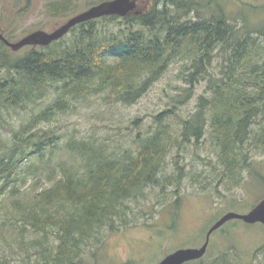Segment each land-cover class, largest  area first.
<instances>
[{
	"label": "trees",
	"instance_id": "1",
	"mask_svg": "<svg viewBox=\"0 0 264 264\" xmlns=\"http://www.w3.org/2000/svg\"><path fill=\"white\" fill-rule=\"evenodd\" d=\"M215 2L220 7L221 0H156L140 14L92 19L50 45L25 46L19 53L0 39V112L29 108L40 99L47 102L33 117L36 121L22 125L7 153L0 154V196L11 184L17 186L24 161L44 160L49 153L44 166L56 172L50 161L61 136L52 130H33V125L49 121L72 100L92 94L132 104L177 59L191 62L183 73L189 86L179 94L177 104L210 76V97L202 96L197 113L183 121V141L200 142L208 132L224 174L238 179L237 169L254 154H264V28H237L223 9L208 14ZM215 60L219 77L208 70ZM171 112L166 109L155 116L159 129L130 156L108 155L94 141L68 140L65 149L81 158L79 167L65 159L60 164L62 174L57 179L53 174L52 187L13 200V214L24 226L20 242L24 243L21 237L28 225L46 233L55 228L59 240L57 246L49 243L48 235L30 241L28 249L35 248L36 259L27 257V264H75L74 256L96 226L112 222V229H119L113 223L118 205L161 181L170 150L165 121ZM234 249L186 264H239L231 259ZM1 252L6 251L0 248V264H9L8 255L3 259Z\"/></svg>",
	"mask_w": 264,
	"mask_h": 264
},
{
	"label": "rangeland",
	"instance_id": "2",
	"mask_svg": "<svg viewBox=\"0 0 264 264\" xmlns=\"http://www.w3.org/2000/svg\"><path fill=\"white\" fill-rule=\"evenodd\" d=\"M104 1L107 0H0V31L13 42L36 30L51 32L71 17ZM154 1L140 0L138 6L145 9ZM221 2L220 7L215 2L207 13L223 9L237 28L246 25L254 29L264 28V0ZM216 58H220L219 54ZM217 64L215 60L208 70L210 75L219 77ZM190 65V61H173L132 104L105 98V94H92L72 100L66 110L52 116L49 121H38L33 125V130H52L61 136L56 145L58 152L50 161L56 172L52 167L44 166L49 153L44 160L24 161L17 186L11 184L0 196V248L6 251L1 252L3 259L8 255L9 264H27V257L35 260V248L28 249L32 248L30 241L44 235L50 237L49 243L58 245L55 228L46 233L30 225L21 237L24 243L20 242L23 225L17 220L18 214H13V200L25 199L52 187L62 174L61 161L67 159L79 167L81 158L70 155L65 149L69 139L94 141L114 157L130 156L142 140L159 129L155 116L166 109L172 111L165 121L170 133V150L162 164L160 183L146 187L118 205L120 211L113 223L119 229H112V222L96 226L92 236L82 243L78 257L74 256L75 264H159L179 248L201 246L211 226L226 213H247L264 199V154H254L246 166L236 170L238 179H232L220 167L216 147L208 132L200 142H195L194 138L189 142L183 141V121L197 113L202 96L208 98L211 94L207 89L210 76H207L184 103L177 104L179 94L189 86L183 79V73L188 72ZM46 103L40 99L29 108L16 107L0 112V154L7 153V146L13 144L14 134L22 125L36 121L33 117L43 110ZM29 165H38L40 169L29 170ZM181 174L184 177L180 179ZM2 183L0 181V185ZM13 186L16 194L11 191ZM210 240L206 259L235 248V254L231 253L232 261L264 264V224L261 222L231 219L214 231ZM72 250L74 254L75 250Z\"/></svg>",
	"mask_w": 264,
	"mask_h": 264
},
{
	"label": "water",
	"instance_id": "3",
	"mask_svg": "<svg viewBox=\"0 0 264 264\" xmlns=\"http://www.w3.org/2000/svg\"><path fill=\"white\" fill-rule=\"evenodd\" d=\"M139 1L140 0H107L71 17L51 32L42 29L36 30L16 42L10 41L4 33L0 32V39H2L13 51H18L29 45L47 46L63 38L74 26L80 23L108 15H119L124 17L129 14H140L143 12V9H140L138 6ZM231 219H241L247 223L261 222L264 224V199L247 213H226L211 226L207 232L205 242L201 246L179 248L168 254L159 264H186L187 262L203 258L209 249L213 232Z\"/></svg>",
	"mask_w": 264,
	"mask_h": 264
}]
</instances>
